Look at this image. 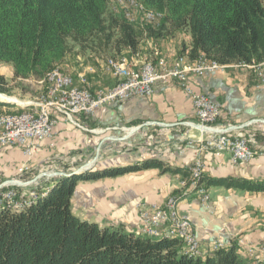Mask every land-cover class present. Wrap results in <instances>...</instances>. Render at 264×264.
<instances>
[{
    "label": "trees",
    "instance_id": "obj_1",
    "mask_svg": "<svg viewBox=\"0 0 264 264\" xmlns=\"http://www.w3.org/2000/svg\"><path fill=\"white\" fill-rule=\"evenodd\" d=\"M141 1L162 11L163 20L157 24L128 22L121 12L111 9L110 0H0V62L13 70L10 80L0 74V93L11 94V84L18 87L25 80L43 79L73 52L115 61L127 56L125 52L135 56L144 39L163 38L179 30L187 31L190 41L182 43L178 54L191 61L199 56L220 64L264 59V0ZM3 106L14 105L0 101ZM143 168L181 178L189 174L158 158L90 168L53 177L21 209L1 207L0 264H243L236 244L205 257L189 256L177 238H152L125 232L121 226H100L72 211L78 181ZM199 182L206 188L264 191V179L202 173Z\"/></svg>",
    "mask_w": 264,
    "mask_h": 264
},
{
    "label": "crops",
    "instance_id": "obj_2",
    "mask_svg": "<svg viewBox=\"0 0 264 264\" xmlns=\"http://www.w3.org/2000/svg\"><path fill=\"white\" fill-rule=\"evenodd\" d=\"M172 35L174 37L168 41L165 38L155 42L153 38L142 40L141 50L135 56L130 55L131 60H127L136 67L146 56L137 55L148 50L149 57L157 62V57L152 54L155 49L166 64L171 65L182 43L188 44L190 41L187 31L184 39L180 36V31ZM125 54L129 56L128 52ZM72 55L74 54H69L65 59L70 60ZM87 56L76 55L77 58ZM89 56L94 58L95 66L88 64L80 70L72 71L71 68L66 71L87 77L92 89L113 85L116 79L104 68L103 60L97 56ZM9 67L12 75V66ZM187 84L193 92L207 94L217 102L220 107L218 126L233 136L246 135L250 146L257 150L255 156L247 161L234 162L229 153L218 155L201 148L197 139L206 136V133L198 125L192 96L176 79L168 78L157 80L153 85V93L149 96H133L124 102L108 103L96 109L92 116L94 125L113 126V129L130 123L142 125L138 131V139L118 137L105 142L93 167L102 169L158 158L168 166L189 170L194 161L200 159L204 165L203 175L209 177L264 179V85L258 82L250 68L240 64H226L222 71L189 74ZM55 117L53 135L38 143V152L43 150V146H50L53 152L59 147L62 154H70L77 149L80 151L84 147L85 151L88 148L87 152L94 150V139L74 128V124L66 117ZM77 118L83 119L81 116ZM53 152L52 155H55ZM20 153L22 154L21 150ZM87 155L88 153L84 155L81 152L71 160L52 162L50 166L54 175L56 173L54 177L58 176V172L72 171L71 164ZM22 156L25 157L23 154ZM180 178L179 174L161 173L157 168H143L112 177L80 180L71 198V208L80 219L96 222L100 226H121L125 232L138 234L140 222L136 202L144 200L155 204L163 203L178 187ZM51 183L52 180L45 186ZM207 189L210 200L205 204L193 192L184 194L177 203L179 210L190 217L202 256L211 254L214 240L240 237L243 241L240 244L242 263H256L257 260L251 261L245 252L248 245L264 244V191L220 186Z\"/></svg>",
    "mask_w": 264,
    "mask_h": 264
},
{
    "label": "built area",
    "instance_id": "obj_3",
    "mask_svg": "<svg viewBox=\"0 0 264 264\" xmlns=\"http://www.w3.org/2000/svg\"><path fill=\"white\" fill-rule=\"evenodd\" d=\"M129 4H136L134 0H127L119 6H110L111 9L124 10V18L131 23L148 22L155 17H146L142 9L138 16L128 15ZM157 62L152 57H145L136 67L125 59L121 63H114L113 59L103 61L104 68L116 79L115 83L107 87L92 89L87 77L73 75L65 70L52 74L53 85L46 95H38L35 101L41 106V115L22 113V110L0 114V148L15 147L21 150L25 157H30L38 143L52 134L56 115H64L72 120V116L83 114L93 116L96 109L108 103H121L133 96H149L153 93V85L157 80L168 78L176 79L178 84L192 96V102L198 125L206 136L197 139L201 148L211 150L215 154L229 153L234 162L247 161L257 154V150L250 146L244 137L233 136L229 131L218 126L217 120L220 115V107L207 94L193 92L187 84L189 74H201L203 72L222 71L220 64L216 62H205L202 56L196 58V62H189L186 55H177L171 65L157 56ZM247 67L256 76L258 82L264 85V63L247 64ZM49 93H56V100H49ZM189 142H192L190 140ZM27 166L21 167L25 169ZM195 168V182H188L187 177L181 178L178 191H187L189 183H200V172L203 171V162L196 159L192 164ZM179 194V193H178ZM34 195V194H33ZM32 195V196H33ZM200 201L205 204L209 201L208 189L202 184L201 192H198ZM13 190L2 193L1 201L23 202L18 200ZM32 198V197H31ZM144 203V202H143ZM140 225L139 228L148 230H181L182 243L185 248L201 249L188 216L180 213L177 204L162 207L156 204H139ZM162 210H169V219H162ZM241 244V242H240ZM224 246L222 240H215L211 249ZM255 250L260 255L253 256ZM250 255L261 259L264 264V245L258 247H247Z\"/></svg>",
    "mask_w": 264,
    "mask_h": 264
},
{
    "label": "rangeland",
    "instance_id": "obj_4",
    "mask_svg": "<svg viewBox=\"0 0 264 264\" xmlns=\"http://www.w3.org/2000/svg\"><path fill=\"white\" fill-rule=\"evenodd\" d=\"M136 1H138V7H136V5H134V4H131V5H133V7H132L133 11L130 10L132 12V14L129 16H138L139 13H141V11L143 9L144 13L152 12L153 17H155L154 19L149 20L148 23L157 24L163 20L164 14L162 11L146 7V5H144L141 0H136ZM124 3H125V0H110V6H119V5L124 4ZM116 12H121L124 16V10H116ZM179 31L181 34L180 36H182V38L184 39L185 31L184 30H179ZM172 37H174V35H166L163 38H165V40L168 41ZM158 39H161V38L154 39L153 41L155 42ZM147 52H148V50L142 52V54L140 53L137 56L143 57L144 55H146L145 57H149ZM155 53H157V56L160 55L159 52H157L155 49H153L152 54L154 55ZM72 54H74V55H72L73 58H70V60L65 59L64 63H61L58 66L61 67L65 71L66 70L69 71L71 68H73L72 71H75V69L80 70L81 67H83L84 65H88V64L95 66V63L93 61L94 60L93 57H90L88 55L86 58H77L76 57L77 54H75V52H73ZM127 58L129 60H131L130 56H127V57L126 56H120L117 58L118 60L116 59L113 62L114 63H121V62H123V60H125ZM202 58L205 60H208L204 56H202ZM195 60L196 59H194L193 61L189 60V62H194ZM263 62H264V59L261 61H258V62H254V63H263ZM225 65L226 64H221L220 69H224ZM240 65L247 66V64H240ZM9 66H10L9 64L0 62V74H2L7 80H10L12 77L11 69ZM58 66L49 70L43 79L36 80V81L35 80H25L18 87H15L14 84H11V86H12L11 94H7V95L12 96V98L14 97L13 99L16 100V103H11L14 105L12 107H7V106L1 107L0 108V114H8V112L17 111L20 109L22 111H25V110H28L30 108H32V109L36 108L37 104L33 105L30 102H32V103L38 102V101H35V99L37 98L38 95H46L47 94L48 88H49L50 83H51V81L49 79L51 71L52 72L55 70L60 71ZM0 95H3V96H0V99H6L5 94H0ZM29 103H30V105H29ZM62 116H64V115H62ZM77 116H81V117H83V119L77 118ZM67 119H69L70 122L74 124V128H76L79 131L85 132V134H87V136H89L91 139H94V142L92 144V147L94 146V150L91 152H87L88 148L85 151L86 147H84V149H80V151L77 149L76 151L72 150L74 152H72L70 154H62L63 152L60 151L61 148H59V147H58V149H56L55 152H53V151H51L52 149H50V146L49 147L43 146L42 151L38 152L35 149L34 153L29 158L28 157L25 158L20 153V150L15 148V147L0 148V196L4 192H7L9 190H13L16 194V197H15L16 199L21 200V201L26 200V199H31V200H26L25 202L24 201L23 202L1 201L0 206H3L2 208L11 207V208L17 209V210L21 209L24 206L28 205L33 199H35V197L37 195V190H40L41 188L42 189L47 188L45 186V184L48 183L50 180H52L53 177L56 175V173L54 175V172L51 171L52 169H51L50 164L52 162L59 163L62 160H68V159L71 160V159L76 157V154H79L82 152L84 155H86L88 153V155L85 156L83 159L78 160V161L76 160V162L71 164V165H73V169H76L79 166L87 164L89 162H92V160L96 159L98 157L97 155L101 151L100 149L103 147L104 143L111 140V139L113 140V139L118 138V137L124 138L127 140H130L131 138L138 139V134H139L138 131L141 130V125H142V124L139 125V124H131L130 123V124L118 126V129H113L112 128L113 126L105 127V126L94 125V123L92 122L93 117L92 116H86L85 117L83 114L72 116V120L70 118H67ZM113 132H115V133H113ZM52 135H53V131L49 137L45 138V140L48 138H51ZM97 138H98V140H97ZM100 138H101V141H100ZM244 138L247 139L246 135H244ZM52 152L55 153V155H52ZM62 164H65V163H62ZM94 164H95V162L93 163V165ZM24 166H27V167L25 169L21 168ZM190 168L188 171L189 174L187 176V180H188V182H195V168H193V167H190ZM202 173H203V171L200 172V178L202 176ZM180 180H181V178L179 179L177 184H179ZM187 188H188L187 191H180V192L178 191V187L175 188L166 197V199L163 203H159V204L157 203L156 205H158V206L161 205L162 207H164V206L167 207L166 204H167V201L169 200L170 196H171V198L176 200V202H174V204H177L179 199L184 194H186L187 192L188 193L193 192L197 195V193L200 192L199 189H202V183H189ZM177 192H179V194ZM141 203L145 204V205L146 204H152V203H149V202L144 201V200H139L138 202H136V208L138 211L139 219H140L139 204H141ZM15 204H17V207H15L16 206ZM153 204H155V203H153ZM180 213H184V212L180 211ZM186 215L188 216V218L190 220L189 215L188 214H186ZM139 222H140V220H139ZM190 222H191V220H190ZM191 225H192V222H191ZM138 229H139L138 234H140L142 236H146L140 232L141 228H138ZM192 229L194 231L193 225H192ZM194 233H195V231H194ZM195 235H196V233H195ZM146 237H148V236H146ZM196 237H197V235H196ZM154 238H161V236L154 237ZM162 238H163V236H162ZM178 240L182 242L181 238H179ZM216 240H222L224 242V246H222L221 248H226V247L231 246L232 244H236L237 251L240 255V242H241V244L243 242L242 240H240V237L229 238L227 240L220 238V239H216ZM261 245H264V244H260L257 246L248 245L247 247H250V246L258 247ZM218 249H220V248H218ZM218 249H216V250H218ZM184 250H185L184 252L186 253V248ZM200 252H202L201 249H200ZM212 252H213V249H211V253ZM255 253L260 255L261 252L259 253L258 250H255L253 256L254 255L258 256ZM245 254L247 255V257L251 261L257 260V262L254 264H260L261 263V259L259 257L255 258L252 255H250L248 253L247 249H246ZM202 255H203V252L199 256L203 257ZM194 257H196V256H194Z\"/></svg>",
    "mask_w": 264,
    "mask_h": 264
},
{
    "label": "bare ground",
    "instance_id": "obj_5",
    "mask_svg": "<svg viewBox=\"0 0 264 264\" xmlns=\"http://www.w3.org/2000/svg\"><path fill=\"white\" fill-rule=\"evenodd\" d=\"M136 2V7H138V1L134 0ZM124 2V1H123ZM125 2H127V0H125ZM117 3V2H116ZM133 5L129 4L128 6V15H131L133 11L132 9ZM147 7V6H146ZM131 10V11H130ZM140 10V9H139ZM123 12V11H122ZM146 17H153V13L152 12H149V13H146ZM205 62H215V61H211V60H205ZM196 62V60L194 61ZM217 63V62H216ZM264 63V62H263ZM221 65V64H220ZM58 71H51V74H56ZM51 83H50V86L49 88H51V85H53V77H49ZM49 88H48V91L49 92ZM0 96H3V95H0ZM6 99H11V100H14L13 98L11 97H6ZM49 100H56V93H49ZM37 106L36 108L32 109H28V110H25V111H22V113H29V110H31L33 112V115H41V106L38 102H36ZM191 169V168H190ZM194 170V169H193ZM192 171V170H191ZM191 179V178H190ZM192 186V185H191ZM188 189V188H187ZM198 190V189H197ZM196 190V191H197ZM202 189H199V191L201 192ZM177 199V198H176ZM169 201H170V198L169 200L167 201V207H169ZM25 202V201H24ZM174 202H176L175 199L171 198V204H174ZM17 207V204H15ZM3 207V206H0V208ZM21 207V206H20ZM166 207V206H164ZM162 219H169V210H162ZM140 232L146 236H150L152 238L154 237H159L162 236L163 237H167V238H181L182 239V231L181 230H160V231H154V230H148V228H141L140 229ZM222 246H217L216 249L218 248H221ZM186 254H188L189 256H199L201 255V252H200V249H197L196 252L194 250V248H186Z\"/></svg>",
    "mask_w": 264,
    "mask_h": 264
},
{
    "label": "water",
    "instance_id": "obj_6",
    "mask_svg": "<svg viewBox=\"0 0 264 264\" xmlns=\"http://www.w3.org/2000/svg\"><path fill=\"white\" fill-rule=\"evenodd\" d=\"M0 94H4V93H0ZM5 96L6 97H11L12 98V96H9V95H7V94H5ZM14 98V97H13ZM0 101H5V102H9V103H16V100H11V99H8V100H6V99H0ZM95 162V159L94 160H92V162H89V163H87V164H84V165H81V166H79L78 168H76V169H74V170H72V171H70V172H58V174L57 175H72V174H78V173H81V172H83V171H85V170H88V169H90V168H94L93 167V163ZM94 169H97V168H94Z\"/></svg>",
    "mask_w": 264,
    "mask_h": 264
}]
</instances>
